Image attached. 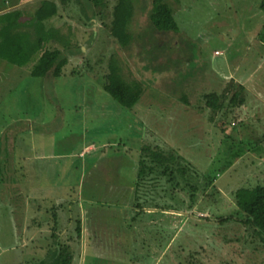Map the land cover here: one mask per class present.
<instances>
[{
    "label": "rangeland",
    "instance_id": "obj_1",
    "mask_svg": "<svg viewBox=\"0 0 264 264\" xmlns=\"http://www.w3.org/2000/svg\"><path fill=\"white\" fill-rule=\"evenodd\" d=\"M71 1L60 5L61 16L40 28L46 30L44 40L57 31L56 37L75 46L72 50L79 59L72 58L60 77L32 74L40 52L21 66L0 58V264H42V252L35 250L37 241L25 248L21 247L25 234L12 235L11 207L1 203L2 198L16 196L22 215L25 210L29 215L42 208L34 213L32 224L36 227L41 222L45 228L47 218L40 213L53 215L60 206L56 199L87 194L98 200L122 199V192L137 179L136 165L145 145L174 148L200 175L215 178L207 193L215 192L219 205L200 192L202 203L191 212L182 210L189 215L182 214L174 226L168 220L150 223L140 219V264H264L261 241L247 237L236 221H217L236 213L232 191L264 185V101L259 99L264 98V46L256 38L264 22L261 0H169L182 35L164 34L161 39L173 44L178 37L184 42L180 44L183 49L162 52L158 64L152 65L148 56L140 54V45L126 48L124 54L113 41L108 28L116 0H103L105 4L95 10L90 0ZM2 3L4 0H0V14L18 9L25 21L41 0ZM95 11L96 25H87L91 21L84 20ZM146 21V14L140 16L139 4L136 30L144 28ZM106 49H113L112 54L120 51L114 58L126 59L125 66L130 64L137 77L132 80L142 78L148 84L133 108L120 104L104 88L113 56L104 54ZM184 50L186 60L192 54V65H185L179 57ZM147 66H170L172 73H153L145 70ZM214 91L222 96L224 105L217 113L205 98ZM235 94L238 99L232 104ZM185 95L189 104L182 101ZM89 183L105 185L96 193L88 188ZM107 184L111 185L109 195L101 191ZM129 197L136 202L133 194ZM154 197L161 205L183 207L170 194ZM204 213L208 217H200ZM127 230L126 234L96 235L100 243L95 245L83 243L84 264H132L129 259L139 242L133 244V233ZM35 238L40 240L39 235ZM14 243L13 250L4 247Z\"/></svg>",
    "mask_w": 264,
    "mask_h": 264
},
{
    "label": "trees",
    "instance_id": "obj_2",
    "mask_svg": "<svg viewBox=\"0 0 264 264\" xmlns=\"http://www.w3.org/2000/svg\"><path fill=\"white\" fill-rule=\"evenodd\" d=\"M70 1L71 0H60V2L58 0H41L40 6L35 11L34 15L25 21L21 20L23 16V11L21 10L15 9L2 12L0 14V58L21 66L29 61V57H34L40 52L35 65L36 69L33 70L32 74L38 77L46 76L47 74L60 77L65 71L66 66L71 63L72 58L76 57L75 51L72 50L75 46L71 43H67L66 40H60L58 36L56 37L57 31L52 32L51 38L44 40V33L46 30L44 28L43 31H40V28H43L46 21L56 16H61L60 5H66ZM90 1L94 10L96 7H100L101 4H105L103 0ZM11 3H13V1ZM139 4L140 16L146 14L147 21L144 28H140V31H137L134 23L136 8ZM2 5H9V0H4V4L2 3ZM259 7L264 15V0H261ZM2 9L1 7L0 11ZM97 17L98 11H95L91 17L87 16L88 19L84 21L85 23L86 20L91 21V23H87V25H96L98 21ZM68 22L69 21H67V23L65 22L64 25L68 24ZM31 29H33V31ZM108 29L115 44L125 50L124 54L127 52L126 48L140 45V54L148 56L147 60L151 65L155 62L158 64L162 52H171L174 47L175 49H183L181 45L184 42H179L178 37L175 38L176 42L173 44L171 41L165 42L161 39V36L164 34H168L169 36L182 35L176 19L175 8L169 0H116L112 11V21ZM93 32L97 33L98 30L94 29ZM83 34H86V32ZM256 38L264 46V22ZM51 39H53V41ZM56 39L63 45L59 46L55 41ZM48 42L49 45L45 49L43 46L45 44L47 45ZM50 43L55 46L52 48ZM191 48L188 50L193 54ZM112 51L113 49H106L104 51L105 53H103L107 54L106 52H108L112 54ZM119 52L112 54V60L109 64L110 68H108L109 71L105 75L104 88L116 98L120 104L128 108H133L141 101V98L146 93L148 84L142 78H138L139 80H132L136 75L134 71L131 70L130 64L127 63V67L129 68L125 66L126 59L121 60L118 57V61L114 58L116 54H121V52ZM192 54L189 60H186V57H188L187 50H184L178 55L180 58H183L184 61L182 62L185 63V65H192ZM180 63L181 61L177 64L178 67H181L182 64ZM85 65L87 68L91 66L90 64ZM169 67L167 66V68L162 69L161 67L156 68L155 66H147L145 70H151L153 73L160 74L165 71L166 74H169L172 73V68ZM75 72L76 71H70V74L74 75ZM221 97L222 96L218 95L215 91L205 95L206 104L214 113L221 111L224 107ZM237 99L238 95L235 94V96L232 97L231 103L236 104ZM182 101L189 104L186 95L182 97ZM238 101L241 105L244 102L243 99ZM136 166L138 168L137 179H135L132 184L134 186V196L136 197L134 205L136 207L137 217H140L143 222H156L164 216L165 211L169 210L176 212H183L182 210L188 212L193 211L195 207L202 203V201L200 202L202 198L200 192L206 194L204 196L208 197V200L211 201L210 203L215 202L219 205L218 200L214 198L215 192L210 194L207 193V190L210 189V187L212 188L215 178H211L210 176L207 177L204 173L200 175L199 172L193 168V164L174 148L161 147L160 145H145L141 149L139 162ZM200 176L203 181L200 179ZM169 187H173L174 190ZM216 190L217 193H222L220 189L218 190L216 188ZM168 194L173 198H179L183 207L178 209L172 207L169 203L161 205L153 201L155 200L154 196L166 198ZM231 194H233L235 198L236 203L234 205V212L236 213L234 215L231 214L228 216H221L220 218L218 217L217 221L221 222V224L236 221L243 226L247 237L250 236L254 241L257 238L258 241L264 244V185L241 187L232 191ZM225 201L226 196L224 198V202ZM142 215L145 216L141 218ZM179 216L181 217V215ZM200 217L208 216L204 213ZM76 221V238L80 239L81 218L78 216ZM54 237L56 238V235ZM75 256V249L71 250V246L68 243H63L60 245L59 249H54L53 252H50L49 258L47 260H42L41 263L75 264ZM192 264H195V262L193 261Z\"/></svg>",
    "mask_w": 264,
    "mask_h": 264
},
{
    "label": "crops",
    "instance_id": "obj_3",
    "mask_svg": "<svg viewBox=\"0 0 264 264\" xmlns=\"http://www.w3.org/2000/svg\"><path fill=\"white\" fill-rule=\"evenodd\" d=\"M259 99L261 101H264V98L260 96ZM238 115H240V113ZM241 116H243V114ZM241 116L240 118H242ZM104 185L105 184L99 185L98 183H95L93 184V186H91V183H89L88 188L92 187V189H94V192L98 193L97 188L102 187ZM106 186H105V190H101V191L107 192L108 193L107 195H109L111 194V189H110L111 185L107 184ZM133 187L134 186L130 184L128 188L124 190V192H122L121 194L122 196L119 197L122 199H118L117 201L112 200L110 198H107L105 200H98L97 197L93 194L90 195L87 194L83 196L72 195L67 198H61V200L56 199L55 201L58 203V205L60 204V206H56L57 210L54 212L53 215L43 210L40 213L41 215H43L44 217L46 216L47 218V223H45L46 224L45 228L44 225L41 224V222L38 223V226L36 227H34L32 224L33 223L32 219L34 218V216H37V214L34 215V213H38L42 208L40 207L37 208L36 212H32L29 215L27 214L28 211L25 210L24 215H22V213L19 210H17L18 200L16 196H8L7 198H2L1 203H5V204L8 203L9 206L11 207L10 209L13 215L12 235L14 234L15 236L16 235L20 236L21 234L23 235L25 234L26 239L25 241L22 242L21 245V247H25V248L29 247V243L35 244V242L37 241L38 244L36 245L35 250L42 252L40 261L47 260L50 256V252H53L54 249H59L61 244L68 243L76 251L75 264H80V263L84 264L85 258L83 256V253L85 246H83V243L84 244L94 243L95 245L97 242L100 243V241L98 240L100 236L107 237L112 234L117 235L118 232L120 234L122 233L126 234L125 230H127L128 228L127 232L133 233V238H132V240L134 241L133 244L135 242H139V248L137 247L134 248L135 249L134 251L136 253L132 254L133 256L130 257L129 261L132 262V264H140V254H137V252H140V229H139L140 227L138 226L140 225V217L139 218L137 217L136 207L134 203L130 201V197H129L130 194L134 195ZM8 193H10L9 190ZM93 196H95L96 198ZM62 203H67L68 206L64 207ZM75 204L78 205V208L76 209L74 207ZM98 208L99 209L103 208L104 211H97ZM76 211L80 212V216L77 215ZM16 213L20 214L19 217ZM182 214L189 215L188 213H184V212L182 213L172 210L165 211L164 216H162V218H160L159 220L160 222H163L164 220H168L170 226H174V224L177 222L176 219L180 217L179 215ZM78 216L81 218L80 239H77L76 238L77 236L76 237L74 236L76 235V230H77L76 219ZM53 220L54 223L52 224ZM174 229L175 228H171V230ZM32 235H35L33 236L34 238L32 237ZM36 235L40 236V240H38V238H35ZM55 235L56 238L54 237ZM96 235H100V236L97 238ZM173 236L175 238L176 231L173 234ZM41 239H45L46 240L45 243L41 242ZM76 242H78V244L74 246L73 244H75ZM1 245L2 244L0 242V247ZM4 247L6 249L10 248L12 250L16 248L15 243ZM115 261L116 260H114L113 262L115 263Z\"/></svg>",
    "mask_w": 264,
    "mask_h": 264
}]
</instances>
